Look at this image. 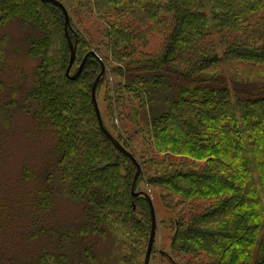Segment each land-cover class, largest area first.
<instances>
[{
	"label": "trees",
	"instance_id": "16d2710c",
	"mask_svg": "<svg viewBox=\"0 0 264 264\" xmlns=\"http://www.w3.org/2000/svg\"><path fill=\"white\" fill-rule=\"evenodd\" d=\"M60 1L77 41L70 73L98 52L106 73L97 98L112 78L104 124L141 164L137 190L141 180L162 190L169 264H264V87L236 88L219 70L222 60L264 65V0ZM15 21L34 28L25 38L37 58L23 107L37 126L54 130L58 179L84 209L77 222L40 224V210L48 212L54 201L49 172L27 231L54 237L55 251L0 256V264H144L150 204L133 195L136 164L100 127L92 89L101 60L90 55L77 78L67 75L71 49L56 4L0 0V29ZM154 29L165 34V46L144 52L140 46ZM4 54L0 39V71ZM109 236L101 259L96 244Z\"/></svg>",
	"mask_w": 264,
	"mask_h": 264
},
{
	"label": "rangeland",
	"instance_id": "374dc122",
	"mask_svg": "<svg viewBox=\"0 0 264 264\" xmlns=\"http://www.w3.org/2000/svg\"><path fill=\"white\" fill-rule=\"evenodd\" d=\"M89 20L95 21L96 26L100 24L95 16H91ZM0 30V35L5 36H0V39L5 41L4 61L1 65L3 68L0 71V256L34 258L42 251H55L54 237L50 240L43 232L31 237V233L27 231L31 226L34 211L39 208L36 192L47 185L49 172L54 176L52 182L55 192L51 198L54 201L48 212L40 210V224L56 229L61 222H77L84 207L69 196L67 188L58 179L59 171L56 169L53 155L57 139L54 130L49 125L37 126L31 114L23 107L24 95L33 84L32 70L37 62V58L27 51L25 37L33 33L34 28H28L27 25L15 21L7 23ZM159 31L154 29L148 32L147 44L141 45L140 49L144 52L162 50L165 46V34ZM216 41L219 42L218 37ZM219 70L227 75L230 84L236 88L264 87V65L222 60ZM24 76V87L21 88ZM111 79V76H108L99 87L98 100L103 112L105 88ZM13 91L17 92L16 103L12 101ZM139 120L144 123L142 114L139 115ZM109 121L110 124L115 122L114 119ZM138 191L151 195L157 212L158 224L150 264H169L167 253L170 250V232L166 223L162 222L169 218V208L159 195L162 190L159 186H149L141 180ZM112 242V237L109 236L96 244V251L101 259L108 252ZM119 256L120 252H116L112 258L118 261Z\"/></svg>",
	"mask_w": 264,
	"mask_h": 264
},
{
	"label": "water",
	"instance_id": "95a60500",
	"mask_svg": "<svg viewBox=\"0 0 264 264\" xmlns=\"http://www.w3.org/2000/svg\"><path fill=\"white\" fill-rule=\"evenodd\" d=\"M45 2H51L53 4L58 5L59 7L62 8L65 17H66V22H65V31H66V35L68 37L69 40V45H70V49H71V59H70V63L68 65L67 68V75L72 78L75 79L77 78L80 73L82 72L87 59L89 58L90 55H94L96 57H98L101 60V65H102V71L100 72V74L97 76L94 85H93V89H92V101L97 113V117L99 119V123H100V127L102 129V131L105 133V135L111 140V142L114 144V146L120 150L121 152L125 153L126 155H128L133 162L136 164L137 166V171L135 173L134 176V180H133V184H132V192L134 196H140L143 195L147 198L149 204H150V212H151V220H152V224H151V234H150V239H149V243H148V247H147V252L145 255V260H144V264H150V260H151V256H152V252H153V248H154V242H155V237H156V228H157V212H156V207L153 201V198L151 197V195L147 192L144 191H138L137 189V182L139 179V175L141 173V165L139 163V161L137 160V158L113 135V133L105 126L104 124V120H103V116H102V112L100 109V105L98 102V98H97V86L99 84V81L101 80V78L105 75L106 73V66L102 60V58L99 56L98 52L96 50H91L89 53L86 54V56L84 57V59L82 60L81 64L79 65L77 71L74 74H71V68L74 65V62L76 60L77 57V41L73 40L70 33H69V26H70V14L67 10V8L65 7L64 3L61 2L60 0H43ZM164 252V251H162Z\"/></svg>",
	"mask_w": 264,
	"mask_h": 264
}]
</instances>
